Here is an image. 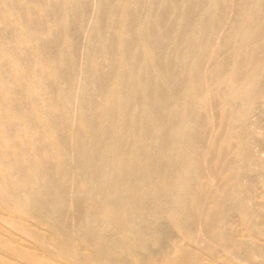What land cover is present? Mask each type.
I'll use <instances>...</instances> for the list:
<instances>
[{"label": "rangeland", "instance_id": "obj_1", "mask_svg": "<svg viewBox=\"0 0 264 264\" xmlns=\"http://www.w3.org/2000/svg\"><path fill=\"white\" fill-rule=\"evenodd\" d=\"M11 1L10 2L11 4L13 3V5L16 3V8L19 10L18 12L11 11L7 0H0V10L2 8L0 11V13L2 12V16L0 18V28L2 27L0 29V62H4L5 64L7 63L9 68H7L9 71L7 78L8 81L4 82L5 92L0 88V124L9 122L16 126V122L19 123L17 126L19 129L16 130L18 136L16 134V138H14L15 144L17 145V143H19V146H17L21 149L25 147L24 149L26 151H24V153L26 155L30 154V158L22 152L23 150H20L17 147L8 146L2 137H0V191H13L23 194L27 191L34 193H47L49 189L53 198L48 203L46 210V212L51 216L47 215L51 218L61 219L64 223L70 221L69 218L71 217L69 216L73 215L76 203L79 201L82 214L80 216L90 221V232L92 233L101 229L103 226L104 204L102 199H91L90 181L97 183L96 185L100 189L102 195L112 192L114 183L121 184L123 187L121 189L122 203H135L136 211L139 217H145L148 213H150L152 205L144 199L139 186L140 178L137 173L133 174V177L135 178L134 184L129 182L128 176H131V174L127 171L120 182L116 180V182L111 185L103 175H99L98 178L93 180L92 178L85 177L82 168L93 155V140L96 137L97 139L100 138L97 165L104 168L107 163H114L115 160H117L116 155L119 148H117V146L113 143V138H109L108 135H102V137L100 136V128L107 118H111L114 122V132L124 136L122 146H124L123 150L125 153H129L132 145L137 139L135 136H130L123 132L121 133L120 131L122 110L118 105L117 100L121 96V83L123 81L125 83L130 81L128 74L125 72L126 70L123 68L124 62L129 63L130 67L141 71L148 67V71L154 76L156 84L161 88L166 89L168 87L169 76L161 72L150 59L151 57L144 40L143 29L150 27L151 29L156 30L159 34H163L164 31L159 24L160 17L166 8H172L173 12L170 21L171 41L167 55L171 58L174 64L172 71L173 78L183 80L184 86L179 90V92L171 95V106L173 109L180 110L179 121L183 120L181 108L186 103L190 104V106L202 117V123H191L189 125V129L191 128V131H200L202 135L207 138L208 148L205 150V156H207V158L211 161L208 169L209 171L215 172L217 177H214L216 178V181L215 179H212V181L209 180V178L201 177L198 180L193 181L189 187V197L187 201L189 216L187 218V222L189 225H191V223L194 225L196 224L195 228L203 238L205 237L207 239V242L204 238L205 242L195 244L192 241L186 240L184 236L177 232L173 227L166 225L163 230V235L172 239V241L168 242L166 245V250L171 252L172 255L168 256L165 253H160L155 256H148L140 253L136 256L141 262H143V264H181L179 261V253H177L176 249V244H178L186 247V249L192 253L193 259L199 258L201 260V264H264V258L261 256L263 255L262 251L264 250V175L253 172L249 167L244 165V157L247 154H241V149L247 150L255 167L264 171V95L260 98V102L257 106L249 107L250 109L248 108L249 112L247 119L250 127L247 130H245L240 123H231V115L234 112L241 113L242 109L237 104L228 103L223 97V94L233 90L242 93L244 83L249 75H251L253 71L261 70L264 67V32L259 38L257 44L250 40V35L253 33L251 32L253 24H259L264 31V10H259L257 7L260 0H235V4L234 0H232L231 6H228L230 0H187V2L186 0H142L141 19L139 21V25L132 34H128L126 32L124 20L126 19L128 11L136 10L139 7V0H123V2L122 0H110L111 2H109V0H92V3L90 2L89 4L92 9L88 7V10H86V12L88 11L89 13H80V16L77 19L78 24L76 25L78 26L79 39H81L77 44L78 48L77 46L74 48L73 41L71 42V39H67L66 37L68 29L67 23L65 22V24L61 25L54 24L53 21L50 20L51 18L49 14H47L48 10L46 7L44 9L37 1L35 2V0V3L31 2L33 0H15L16 2H14V0ZM55 1L62 9V16L67 17V14H70L72 9L83 5L86 1L89 2L91 0H62V4L60 3L61 0ZM104 2L108 4V7L106 13L102 14L100 12V6ZM167 2L169 4H167ZM193 2H195V6H193ZM37 3L40 6H38ZM190 6H192V18L188 28L184 30V14H186L185 11H187ZM67 7L69 13L66 11ZM23 8H25V10H23ZM231 8H233V11ZM32 10L34 11L35 16L37 14V22L43 23L42 25L45 27H42V29H45H43L44 31L42 30L43 32L41 29L40 31H36L35 28L37 27L35 25L32 27L34 29L31 28L34 22H36L33 17L34 13ZM19 12H22L21 14L24 12L25 15H21ZM118 12H121V14ZM88 14H90V17ZM91 14L93 16H91ZM101 14L103 16H100ZM221 16L225 17L221 18ZM229 16L230 19H228ZM22 17H25L26 20L24 21L25 18L22 20ZM89 20L91 22H89ZM116 20L117 22H115ZM223 20L224 23L222 24ZM229 20L231 21L229 22ZM31 22H33L32 25ZM24 23H26V25ZM115 23H118L117 27ZM224 26H226V29H224ZM202 27H205L207 32L204 38L201 36ZM8 29L12 31L13 38H15L14 42H12L13 40L10 41L6 37H2L4 36L3 32ZM223 29L224 32L222 31ZM57 30H59V33L62 32L61 34L63 35H61L63 40L61 39L62 42H60V52L62 49V54L65 52L64 56L67 59L68 71L70 70L69 79H71L68 80L70 83L67 81L65 84L53 75L49 64L45 60V56L38 48V46H40L39 43H41L42 40H45L51 32L53 33ZM181 30H184L185 32L183 33ZM221 31L223 34H221ZM17 33L19 34L18 38ZM219 34L220 36L222 35L221 37L223 38L217 36ZM111 37L116 38L117 41H123L131 38L135 46L133 45L134 50L129 55H124L119 48L115 49L113 53V61L115 63L113 71L114 75H112L113 78L111 77L107 92L100 95L92 86L91 79L97 75L96 66L103 64L108 58V52L105 46L106 42ZM216 37L220 38V40H218V38L216 39ZM38 38L41 42L37 40ZM40 38H42V40ZM215 43L217 46H215ZM213 47L219 48L218 57L215 59L210 57L212 51L214 50ZM24 48L26 51L28 50L27 54H30L28 55L29 60H31L26 74L25 72L18 71L7 56V52L10 49H13L15 53L21 55L25 53ZM23 49L24 52H22ZM190 51H192L193 54H190ZM241 52L244 54V73L239 76H234L233 69L239 63V55ZM198 57H202L203 64L205 63L204 74L200 83L195 84V81L192 79V72L194 68V61L197 60ZM188 61L189 63H187ZM221 61H224L225 63L227 62L229 68L226 72L218 76L216 75V70L219 62ZM75 71L78 72V75ZM27 73L31 79L28 78L29 76H27ZM39 76L40 78L38 79ZM21 82L22 84L24 83V87L21 85ZM12 83L14 84L12 85ZM204 85L206 87H204ZM13 86L15 88H13ZM47 86H51V91L54 87V95L51 94L52 92L49 90V87L47 88ZM63 86L69 87V90L67 88V90L63 93L61 89ZM16 87L18 88V92L13 90L11 92V90H9V88L16 89ZM21 87L25 89L22 91ZM210 91L213 92V95L210 97L211 102L213 103L209 100V104L211 105L208 108L203 107L200 104V100L205 99ZM21 92H23L25 96ZM67 93H69V96H67ZM214 95H216V98ZM20 96L24 97V99ZM101 96L102 98H100ZM128 97L131 101H135L141 97L140 91L135 90L134 92H129ZM21 98L24 101L21 100ZM51 99L53 100L52 104L50 103ZM206 101H208V98H206ZM8 102L18 104V106L22 108L28 104L26 106L29 107L25 108H29L30 113H33V116H31L33 117L31 118V123L36 117L33 123L35 124L34 126L37 125L36 128H34L31 123L25 124L22 117L19 115L8 116ZM54 102L55 104H53ZM22 104H24V106ZM54 105H57V107ZM46 108H48L47 110L56 109L62 116H64L63 119L67 128L65 130V137L71 147L66 163H62L58 158L57 150L52 144L49 129L41 119L43 112L47 111ZM92 108L95 109L94 114L98 116V125H96L95 128H86L83 126L82 120L88 114L93 113ZM211 108L212 111H210ZM97 113L100 114L97 115ZM139 113L143 123L149 127H153V123L147 116L142 103L139 106ZM41 133H43V139L42 137L40 138V135H42ZM70 136L72 137V140ZM174 143L175 137L171 136L168 145L162 149L159 158L150 162L149 165L151 167H161L178 162V156L172 148ZM35 147H37L38 151ZM76 151H79L83 156V159L85 160L83 163H78L76 160L74 156ZM54 153L56 154L54 155ZM221 160H224L223 167L218 166V162ZM50 161L51 163L49 164ZM17 164H23L21 165L22 170L19 173L13 170ZM133 165L137 167V162L133 161ZM51 167L53 169H51ZM5 168H9L14 171L12 174L13 186L9 187L5 182L3 177V170ZM23 170L26 175L22 174L24 173ZM217 178H219V181ZM165 182H168L172 191L177 193L174 178H169L167 180L165 178H161L158 181L156 189L159 193V199L157 202L162 205L159 210V215L162 223L164 224L167 220V210L165 209V206H163L165 204V195L163 192ZM236 182L243 185V201L239 202L235 208L230 211H226L224 205L216 206L217 202L220 200V196L229 197L232 194L233 185ZM61 187H65L66 193L64 198H61L60 196ZM210 188H212V190ZM243 207L256 211L253 212V216L251 215L250 218H248L240 212ZM210 213L213 214L215 219L214 223L207 221V216ZM5 217L6 211L0 208V223L3 222ZM17 221L21 220L17 218ZM25 221L30 222L27 218ZM199 222L201 224H199ZM220 224H224V233L229 236V241L224 239V235L217 234L216 228ZM124 228H127V223L122 225L121 229ZM144 228L145 227L142 226V229ZM41 231L43 233H47L44 229ZM126 234L128 233L126 232ZM12 236L17 240L21 239L18 234ZM230 242L236 246L235 248H237L238 244H247L248 251L256 253L255 258L253 257L251 259L246 254H242L239 258H236L234 256V249L231 248ZM23 243L26 242L24 241ZM207 243L212 244L208 245ZM0 256L10 264H21L16 262L15 257L4 249H0ZM22 264L29 263L23 262Z\"/></svg>", "mask_w": 264, "mask_h": 264}, {"label": "bare ground", "instance_id": "obj_2", "mask_svg": "<svg viewBox=\"0 0 264 264\" xmlns=\"http://www.w3.org/2000/svg\"><path fill=\"white\" fill-rule=\"evenodd\" d=\"M10 1L7 0V3L10 5L11 11L12 12H18L19 10L16 8V3H14L15 5H13V3L11 4L12 1L11 2ZM36 1L44 9H45V7L47 8V10H48L47 14H49V16L51 18L50 20H52L54 24L61 25V24H65V22L67 23L68 29H67L66 37H67V39H71V42L73 41L74 48H76V46L78 48L77 44H78L79 40H81V39H79V32H78V28H77L78 26L76 25V24H78L77 19L80 16V13H85L86 10H88V7L91 8V6H89V4H90V2L92 3V0L89 2L86 1L83 5L77 6L74 9H72L70 14H67L68 15L67 17L62 16V13H61L62 9L55 0H51V1H49V0H35V2ZM225 1H227V0H225ZM231 1L232 0H230V3L228 6H231ZM14 2H16V1L14 0ZM31 2L35 3L34 0ZM61 2H62V0L60 1V3ZM109 2H111V1L109 0ZM122 2H123V0H122ZM141 2H142V0H139V7L136 10L128 11L126 14V19L124 21H125V30L128 34H132L134 32V30H136L137 26L139 25V21L141 19V15H142V13H141L142 3ZM186 2H187V0H186ZM235 2L236 1L234 0V4H235ZM38 3H37V5L40 6ZM193 3H192L193 6H195V2H193ZM76 4H77V2H76ZM109 4H111V3H109ZM167 4H169V3L167 2ZM227 4H228V2H227ZM100 7H101L100 12L102 14H105L107 11L108 4L106 2H104V3H102V5ZM257 7L259 10H264V0H260L257 4ZM1 10H2V8H1ZM23 10H25V8H23ZM231 10L233 11V8H231ZM20 11H22V10H20ZM66 11L68 12V7H67ZM87 12H86V14H87ZM172 12H173L172 8H166L160 17L159 24H160V27L164 31L163 34H159L158 32H156V30L151 29L150 27H146L143 29L144 40H145L148 52H149L150 57H151L150 59L153 62V64L161 72H163L164 74L169 76L168 87L166 89L159 87L155 82L154 76L148 71V67H146L145 69H143V71H141V70H137V69L130 67L129 63L124 62L123 68L126 70L125 72H126V74H128L130 81H128L127 83H125L123 81L121 83V96L117 100V103L122 110V116L120 119V131H121V133L123 132L125 134L130 135V136H135L137 139L134 142V144L132 145L129 153L128 154L125 153L123 150L124 146H122L124 136L114 132V122L112 121L111 118H107L104 121V124L100 128L101 129L100 136L102 137V135H108L109 138L110 137L113 138V143L117 146V148H119L118 153L116 155L117 160H115L114 163H107L104 168L102 166L100 167L99 165H97L100 138L97 139V137H96L93 140V146H94L93 155L91 156V159H89L88 162L82 168L83 172L85 174V177L92 178V180H93L95 178H98L99 175H103V176H105V178L107 179V181H109V184H111V185H112V183L116 182V180L120 182L121 179L123 178V176H125V173L127 171H129L131 174V176H128L129 182L131 184H134L135 178L133 177V174L137 173V175H139V178H140L139 186H140V189L143 193L144 199L152 205V207H151L152 210H150V213H148L147 216L139 217L138 213L136 211L135 203H126V204L122 203V201H121V189L123 187L121 184L114 183L113 184V191L110 193H107L105 195H102L100 189L96 185L97 183L90 181L91 182L90 183V197H91V199H93V200L102 199L103 204H104L103 205V217H104L103 226L101 229L92 233V232H90L91 231L90 221L88 219H85L84 217L80 216L82 214H81V210H80L79 201H77V203H76V207H75L73 215L69 216V217H71V218H69L70 221L67 223H64L61 221V219L49 217L48 215H50V214H48L46 212L47 205L51 201V199L53 198V195L49 192V189H48L47 193L46 192L45 193H34L31 191H27L23 194H19L17 192H13V191H11V192L10 191H0V208L3 209L4 211H6V217L3 220V222L0 223V249H2V250L4 249L5 251H7L11 255H13L15 257L16 262L21 263V264L23 262H27L29 264H130V263L143 264V262H141L140 259L137 257L138 254H140V253H143V254L148 255V256H155V255L160 254V253H165L168 256L172 255L171 252H168L166 250L167 243L172 241V239L170 237L163 235V230H164V227L166 225L173 227L177 232L182 234V236H184V238L186 240L192 241L195 244H200V243L205 242L204 241L205 237L203 238L200 235V233L197 231V229L195 228L196 224L194 225L191 223V225H189V223L187 222V218L189 216L188 209H187V201H188V197H189V187L193 181L198 180L201 177L209 178V180L215 179V181H216V178H214V177L215 176L217 177V175L215 172L209 171V169H208L211 161L209 160V158H207V156H205L206 155L205 150H206V148H208L207 147V138H205L200 131H191L190 130L191 128L189 129V125L191 123H194V124L202 123V121H203L202 117L200 116L199 113H197L190 106V104L186 103L181 108V114H183V120L179 121L180 110L173 109L171 106V100H170L171 95L172 94L174 95V93L179 92V90L184 86L183 80H177V79L173 78L172 71H173L174 64H173L171 58L167 55V51H168L169 44L171 41V22L170 21H171ZM185 12H186V14H184L185 17L183 20L184 21V28H185L184 30H186L188 28V25L190 24V21L192 18V6H190L187 9V11H185ZM1 13H0V18L2 16ZM19 13L21 14L22 12H19ZM33 13H34V11H33ZM230 13H231V11H230ZM102 14L100 16H103ZM114 14H115V12H114ZM119 14H121V12ZM21 15H25L24 12ZM33 15H34L33 17L35 18L36 22L33 21L34 22L33 25H32L33 22H31V25H32L31 28L34 27V25H35L37 27V28H35L36 31H38V30L40 31V29L42 31L45 28L42 25L43 23L37 22V19H36L37 14H36V16H35V13ZM88 16L90 17V14H88ZM91 16H93V15L91 14ZM224 17L221 16V18H224ZM232 17H231V19H232ZM23 18H25V17H22L21 19L23 20ZM228 19H230V16ZM25 20H26V18L24 19V21ZM117 20L115 22H117ZM84 21H88V20H84ZM230 21L231 20H229V22ZM89 22H91V21L89 20ZM26 23H27V21H26ZM26 23H24V24L26 25ZM223 23H224V20H223L222 24ZM5 24H6V22H5ZM117 25H118V23L116 24V27H117ZM87 26H89V25H87ZM204 26H205V24H204ZM4 27H6V26H4ZM42 27H44V28L42 29ZM224 27H225L224 29H226V26H224ZM58 28H60V27H58ZM100 28H101V26H100ZM9 29H10V27H9ZM9 29L7 31L3 32L4 36H2V37H6L10 41L13 40L12 42H14L15 38H13L12 31H10ZM32 29H34V28H32ZM85 29H86V27H85ZM224 29L222 30L223 32H224ZM184 30H181V32L183 31V33H184L185 32ZM15 31L18 32L17 30H15ZM112 31H115V30H112ZM222 31H221V34H223ZM251 32H253V33H252V35H250V40L253 43L257 44L259 38L263 35V32H264L263 28H261L259 26V24H253L252 28H251ZM61 33H59V30H57L56 32H53V33L51 32V34H49L45 40H42V38H40L42 40V42L39 40V38L37 40L39 42H41V43H39L40 46H38V48L40 49L42 54L45 56V60L49 64V66L53 72V75L57 79L63 81V83L65 84L71 78L69 79V71L70 70L68 71L67 59L64 56L65 52L62 54L63 49L60 52V42H62L61 41V39H62ZM206 33H207L206 28L202 27L201 36L203 38H204ZM114 34H115V32H114ZM215 34H217V33H215ZM44 35H46V34H44ZM101 35H102V33H101ZM18 36H19V34L17 33V38H18ZM217 36H219L220 38H223V37H221L222 35L220 36V34ZM17 38H16V40H17ZM217 38L218 37H216V39ZM220 38H218V40H220ZM89 43H90V41H89ZM133 45L134 44H133V41L131 38L125 39L123 41H117L116 38L111 37L106 42L105 48L108 52V58L103 64L96 66L97 75L91 79V84L94 87V89L97 91L98 94L103 95L104 93L107 92L109 85H110L111 77L113 78L112 75H114L113 71H114V66H115V63L113 61V53H114L115 49L119 48L123 52L124 55H129L134 50L133 47L135 45L134 46ZM213 45H214V43H213ZM220 45H221V43H220ZM79 46H80V43H79ZM215 46H217L216 43H215ZM22 47H23V44H22ZM211 48H212V46H211ZM24 49L22 52H24ZM218 49H219L218 47L214 48L210 57H212L213 59L217 58L218 57ZM77 50H79V49H77ZM27 51L25 49V53H23L21 55H18L17 53H15V51L13 49L8 50V52H7V56L9 57L10 62L14 65V67L20 72H25V74H26L28 67L30 66L29 63L31 61V60H29L30 54L28 53L29 54L28 55ZM79 52H81V51H79ZM191 53H192V51H190V54ZM188 54H187V56H188ZM222 54H223V52H222ZM77 56H79V55H77ZM239 58H240L239 63L233 69L234 70V76H239V75H242L244 73V68H243L244 67L243 66L244 54L242 52L239 55ZM127 59H126V61H127ZM37 60H39V59H37ZM139 60H141V59H139ZM187 63H189V61ZM6 64L4 62H0V88L2 91H4V87H5L4 82L8 81L7 78H8V74H9L8 73L9 68H8V64L7 65ZM206 64H208V63H206ZM204 65H205V63L203 64V58L202 57H198V59L194 61L192 79L195 81V84H199L200 81L203 79L202 76L204 74ZM79 68H81V67H79ZM228 68H229V66H228L227 62L226 63L224 61L219 62V65H218L217 70H216V72H217L216 75L220 76L221 74L226 72L228 70ZM75 72H77V71H75ZM77 75H78V72H77ZM27 76H29V74ZM28 78L31 79L30 76ZM39 78H40V76L38 77V79ZM45 78H46V76H45ZM18 80H21V79H18ZM213 81H212V83H213ZM34 82H36V81H34ZM52 82H54V81H52ZM13 84L14 83H12V85ZM23 84L21 82V85H23ZM47 84H49V83H47ZM79 85H81V84H79ZM51 86H52V84H51ZM51 86H47V88L48 87L50 88L49 89L50 91L52 89ZM23 87H24V85H23ZM75 87H77V86H75ZM204 87H206V86L204 85ZM13 88H15V87L13 86ZM67 88L69 90V87L63 86L61 88L63 93L67 90ZM198 88H199V86H198ZM21 89L23 91L25 88L21 87ZM55 89H56V87H55ZM9 90H11V92H12V90L15 92H18L17 87H16V89H12V88L10 89L9 88ZM49 90H48V92H49ZM135 90L140 91L141 97L135 101H131L128 97V93L134 92ZM53 91H55L54 87H53V90L51 91L52 93L50 92L52 95L55 94V93L53 94ZM21 93L24 95L23 92H21ZM67 94H68L67 96H69V93H67ZM207 95L208 96H206L205 99L200 100V104L203 107L208 108L211 105L209 103L211 102L210 97L213 95V92L210 91ZM263 95H264V67L261 70L253 71L251 73V75H249V77L247 78V80L244 83L242 93L236 92L233 90V91H230L228 93L223 94L224 99L228 103L237 104L242 109L241 113H235L234 112L231 115V117H230L231 123L232 124L240 123L243 126V128L245 130H247L250 127V125L248 123V119H247L248 112L250 109L249 107L257 106L260 102V98ZM215 96L216 95H214V97ZM20 97H22V96H20ZM90 97H91V95H90ZM22 98L24 99V97H22ZM22 98H21V100H23ZM100 98H102V96ZM198 98H199V96H198ZM206 98H208V101H206ZM52 99L50 100L51 104L53 102ZM35 100H37V99H35ZM209 100H210V102H209ZM39 102H41V101H39ZM8 103H9L8 104L9 109L7 112L8 116H18L19 115L22 117V120L25 124L31 123V121H32L31 118H33L31 116H33V113H30L29 108L28 109L25 108V107H29V106H26L28 104H26L25 106H24V104H22L24 106V108H22V107H19L18 104H15L13 102H8ZM22 103H24V102H22ZM141 103H142L143 107L145 108L147 116L151 119V121L153 123V127L150 126L151 128L148 125L144 124L143 121L141 120V116L139 113V106ZM211 103H213V102H211ZM53 104H55V102ZM215 104H213V105H215ZM54 106L57 107V105H54ZM52 107H53V105H52ZM47 109L48 108H46V110ZM94 110L95 109H93V111H92L93 113H90L83 118L82 123H83L84 127L95 128L96 125H98V118H97L98 116H96L94 114ZM210 111H212V108ZM98 114H100V113H97V115ZM211 114H212V112H211ZM63 117L64 116H62L58 112V110L52 109V110H47L46 112H43L41 119L49 129L51 139H52V144L57 150L58 158L60 159V161L62 163H66L67 159H68V153H69L71 147L69 145L68 140L65 137V130L67 128H66V124H65ZM35 119H36V117L34 118V121H35ZM214 119H213V121H214ZM34 121L31 124H33ZM204 122H205V120H204ZM16 124L17 125L15 126L14 124L9 123V122L1 123L0 124V137H2V139L6 142V144L8 146L17 147L20 150H23L22 152L24 153V151H26L24 149L25 147H23L21 149L20 147H18L19 143H17L18 146L15 144L14 138H16V134H17L16 130L19 129V128H17L19 123L16 122ZM34 125L35 124H33V127L36 128L37 125L36 126H34ZM213 127H214V125H213ZM75 129H77V128H75ZM41 134L42 135H40V138L42 137V139H43V133H41ZM17 136H18V134H17ZM19 136H20V134H19ZM171 136L175 137V143L172 145V148L175 151V153L177 154L179 161L172 164V165L161 166V167H151L149 165L150 162L159 158L162 149L164 147H166V145H168V142H169V139ZM68 139H70V138H68ZM71 140H72V137H71ZM34 142H33V144H34ZM47 142H48V140H47ZM35 148L37 149V147H35ZM48 150H46V151H48ZM37 151H38V149H37ZM39 152H40V150H39ZM55 154L56 153H54V155ZM241 154L242 155L247 154L246 155L247 157L246 156L244 157V161H245L244 165L249 167L253 172H257V173L264 175V171H261L255 167L254 163L252 162V159H250V155L248 154L247 150L241 149ZM39 155H41V154H39ZM26 156H29V158H30V154H28ZM74 156H75L76 160L78 161V163H83L85 161L83 159V156L81 155V153L79 151H76L74 153ZM32 160H33V158H32ZM40 160H41V158H40ZM41 161L43 162V160H41ZM133 161L137 162V167H135L133 165ZM19 163H21V162H19ZM50 163H51V161L49 162V164ZM21 165H23V164H17L13 170L15 172L19 173L22 170ZM76 165H77V162H76ZM218 166L223 167L224 166V160L219 161ZM24 167H25V165H24ZM45 168H47V167H45ZM23 169H25V168H23ZM51 169H53V168L51 167ZM13 170L9 169V168L8 169L5 168L3 170V177L5 179L7 186H9V187L13 186V181H12L13 180L12 174L14 173ZM23 172H24V170H23ZM22 174L26 175L25 172ZM48 174H49V172H48ZM162 176H164V177H162ZM25 178H26V176H25ZM161 178H165L166 180L169 178H174L175 189L177 190V193H175L170 188L169 183L165 182L164 191H163L164 195H165V204L163 206H165V209L167 210V216H166L167 220H166L165 224L162 223V220H161L160 215H159V210L162 207V205L158 204V202H157L159 199V193L157 192L156 185ZM217 179L219 181V178H217ZM210 189L212 190V188H210ZM60 191H61L60 192L61 198H64L65 193H66L65 187H61ZM194 192H196V191H194ZM69 197H70V195H69ZM243 199H244V197H243V185L239 182H236L233 185L232 194L229 197L228 196L227 197H223V196L221 197L220 196V200L217 202L216 206L224 205L226 211H230V210L234 209L235 206L239 202H242ZM193 202H195V201H193ZM254 211H256V210H252V209H248V208L243 207L240 212L245 217L250 218V216L253 214ZM66 215H67V213H66ZM17 218H19L21 221H17ZM26 218L29 219L30 222H26L25 221ZM65 219H67V218H65ZM214 220L215 219L213 217V214L210 213L207 216V221L210 223H214ZM124 223H127V228L121 229L122 225ZM199 224H201V223L199 222ZM142 226H144L145 228L142 229ZM42 229L46 230L47 233H43L41 231ZM143 230H144V232H143ZM199 230H200V228H199ZM3 231H4V233H3ZM126 232L129 235L126 234ZM216 232H217V234L224 235V239H226V240L229 239V236L225 235V233H224V224H220L216 228ZM17 234L21 237L20 240H17L12 236V235H17ZM205 240L207 242L206 238H205ZM22 241L23 242L25 241L26 243H23ZM216 241H218V240H216ZM230 243H231V248L234 249V256L236 258H239L242 254L248 255L251 259L253 257L255 258L256 253L248 251L247 244L241 243V244H238L237 248H235L236 246L232 242H230ZM209 244H212V243H209ZM176 249H177V253H179V261L181 264H201V260L199 258H196V259L192 258V253L188 249H186V247L176 244ZM262 254L263 255H261V256L264 258V250L262 251ZM0 264H10V263L7 262L6 260H4L0 256Z\"/></svg>", "mask_w": 264, "mask_h": 264}]
</instances>
